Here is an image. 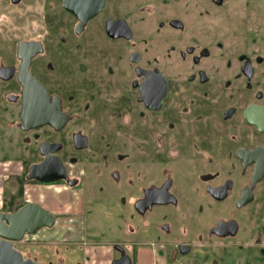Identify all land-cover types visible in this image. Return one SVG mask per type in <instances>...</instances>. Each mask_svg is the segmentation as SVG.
<instances>
[{
  "label": "flooded vegetation",
  "instance_id": "obj_1",
  "mask_svg": "<svg viewBox=\"0 0 264 264\" xmlns=\"http://www.w3.org/2000/svg\"><path fill=\"white\" fill-rule=\"evenodd\" d=\"M27 206L42 264H264V0H0V218Z\"/></svg>",
  "mask_w": 264,
  "mask_h": 264
},
{
  "label": "water",
  "instance_id": "obj_2",
  "mask_svg": "<svg viewBox=\"0 0 264 264\" xmlns=\"http://www.w3.org/2000/svg\"><path fill=\"white\" fill-rule=\"evenodd\" d=\"M95 8L96 13L102 6ZM31 207L27 206L15 214L0 218V264H42L32 259H24L23 254L14 247V243L21 241L26 232L33 234L43 226L52 225L53 217L50 214L38 206H34L35 210H31ZM4 219L7 220L6 224Z\"/></svg>",
  "mask_w": 264,
  "mask_h": 264
},
{
  "label": "rangeland",
  "instance_id": "obj_3",
  "mask_svg": "<svg viewBox=\"0 0 264 264\" xmlns=\"http://www.w3.org/2000/svg\"><path fill=\"white\" fill-rule=\"evenodd\" d=\"M17 246H19V247H17V248H20V245H17ZM148 262H149L148 257H147L146 255H144V256L142 257V259H141V264H147Z\"/></svg>",
  "mask_w": 264,
  "mask_h": 264
},
{
  "label": "crops",
  "instance_id": "obj_4",
  "mask_svg": "<svg viewBox=\"0 0 264 264\" xmlns=\"http://www.w3.org/2000/svg\"><path fill=\"white\" fill-rule=\"evenodd\" d=\"M103 264H109V257L107 255L105 257V260H104ZM147 264H149V262Z\"/></svg>",
  "mask_w": 264,
  "mask_h": 264
}]
</instances>
